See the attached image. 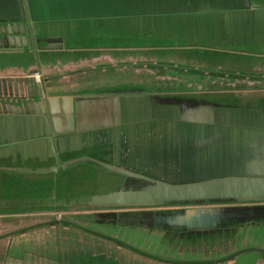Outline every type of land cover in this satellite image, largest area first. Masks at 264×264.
Wrapping results in <instances>:
<instances>
[{
	"label": "rangeland",
	"instance_id": "rangeland-1",
	"mask_svg": "<svg viewBox=\"0 0 264 264\" xmlns=\"http://www.w3.org/2000/svg\"><path fill=\"white\" fill-rule=\"evenodd\" d=\"M251 1L257 5H264V0ZM70 2V0H49L48 3L66 10ZM85 3L89 5L90 0H86ZM208 13L202 11L188 13L161 11L155 15H143V17L154 18L148 19V28H140L133 32L128 29L130 23H133L127 19L130 16H122L119 18V23L116 21L114 25L117 31L120 27L118 36L111 41L104 40L102 53L104 58L96 60V62H92L85 55L79 53V49H75L80 48V42L76 41L74 46L71 42L61 46V43L65 41L62 42L59 35H63L66 30L65 28L53 30L55 29L53 27L51 34L57 35L58 38L52 36L51 43H48L47 40L41 42L39 46L43 48L46 46L44 50L36 52L27 50L0 51V78L4 80L8 79L7 76L11 74L46 72L50 69L49 73H44L45 86L48 87L51 84L49 81L56 80L58 83L55 84L57 88L55 93H68L81 97H98L106 94L124 96L121 99L124 107L120 110L122 121L126 124L172 115L173 112H166V109L169 108L168 105H175V102L179 100H187L192 103L211 102L213 95L209 92L213 87L204 82L206 73H209L208 75H211L213 80L227 76L231 83H234L235 80L242 83L244 82L242 79H255L262 82L256 83L257 85H263L264 26L256 24L253 18H248L246 25L241 27H237L232 21L228 25H232L233 28L220 24L217 29L209 30L208 24L210 25L211 20L214 19ZM89 14H91L90 11ZM51 15L53 14L51 13ZM51 15L49 16L52 17ZM56 15L64 16L69 13L68 11H58ZM64 22L60 24L64 25ZM68 27L67 25L66 28ZM130 59L143 61L133 62ZM235 75H239V77ZM37 88L39 87L37 86ZM233 88L242 89L239 85ZM229 95L232 99L233 92L231 91ZM155 101L160 105H157ZM8 102L0 98V110L6 109ZM17 102L20 104L19 99ZM233 103L245 107L250 106V108H245L248 112L247 116H244L245 120L250 117L251 111L255 108H264L263 97L254 100L233 99ZM22 104V107L26 106V102H22ZM151 104L154 105V108ZM237 109L242 111L240 108ZM241 121L243 120L241 119ZM21 147L25 148L26 145H21ZM113 147L115 148V146ZM110 148L111 144H90L83 148L80 147L76 151L60 155V157L64 159L69 157L72 159L71 161L77 159L99 160L100 157L104 161L110 162L111 159L108 158L110 155L105 157L102 153V150L110 151ZM8 151L12 152L14 148H0V193L4 191L7 196H13L9 192L11 187L22 188L23 191L34 185L38 188L39 185L34 181L54 177L53 182L57 186H61L62 182L68 185L72 196L86 198L110 191L107 183H122L127 178L119 174L109 175L105 169L89 162H82L64 171L59 170L54 175H51L50 172L41 174L38 173L41 168L53 164L50 158L41 160L37 157L15 156L12 160L5 155L8 154ZM147 153L144 151L145 156ZM190 159L196 163V166L186 168L184 171L181 159L177 163H165L161 162V159L157 161L153 154L151 158H141L140 162L142 161L141 163L149 169L152 176L163 175L167 179L164 182L170 184L172 182L182 184L189 181H201L198 176L209 180L208 176L214 177L220 172L219 165H216L215 169L211 166L206 168L198 165L197 162L200 160L198 153H192ZM4 167H9L14 172L2 170ZM190 175L196 177L190 179L182 177ZM31 182L33 184H29ZM124 186L128 187L129 185ZM47 190L49 191V188ZM248 203L256 206L259 205L258 203L264 202ZM163 206L165 205H143L131 209L137 208L147 212L158 210ZM80 209L86 208L78 202L67 204L65 210L30 213L26 215L28 217H23L26 219L24 224L31 228L38 221L54 224L56 221L54 213H61L62 220L57 221L58 223H71L88 233L99 234L107 240L112 239L121 243L137 254L139 258L135 260V263L142 261L139 260L140 258H146L151 261L163 262L161 264H263L264 222L257 225L244 224L239 229L236 228V240L231 251L220 254L212 250L205 256L201 252L196 254L181 253L177 248H171L168 243H164V236L161 233L147 232L145 227L124 228V226H119L117 228L114 226L115 228H105L95 226L91 222H80L77 213L80 212L78 211ZM89 209L98 211L101 216L113 221L114 215L120 213L119 210L122 208ZM134 212V210H129L128 213ZM2 229L5 230L4 227ZM219 230L229 232L232 236V230L228 228H216V231L211 232L212 234L208 236L214 237L215 234L221 232ZM193 232L203 233V231L188 230L186 234ZM54 239V230L51 227H45L40 231L33 228L22 235L11 233L7 251L3 252V247L0 246V254L4 253L2 262L3 264H56ZM227 241L231 242L230 239ZM2 243H6V240L0 241V245ZM83 250V248H79V252H83ZM131 259L126 258L124 264H129Z\"/></svg>",
	"mask_w": 264,
	"mask_h": 264
},
{
	"label": "flooded vegetation",
	"instance_id": "flooded-vegetation-1",
	"mask_svg": "<svg viewBox=\"0 0 264 264\" xmlns=\"http://www.w3.org/2000/svg\"><path fill=\"white\" fill-rule=\"evenodd\" d=\"M10 1L13 4L16 2V0H0V3L6 4ZM209 103H192L187 100H179L175 105H168L169 108L166 109V112H173L172 115L149 118L139 123L126 124L123 123L121 117L119 125H115L113 128L105 131L101 130L97 135L85 133L70 136L66 139L60 151L55 150V154H53L52 151L48 153L46 150L43 153L48 158H52L54 161H58V164H61L72 159L69 157L64 159L60 155L76 151L78 148L90 144L108 145L106 139L109 138L111 143L114 142L116 145L113 150L114 156H111L110 162H106L100 157L99 160L95 159V161L113 164L112 166L128 171L137 177L144 176L163 182L167 180L163 175L152 176L149 169L141 163L142 161L140 162L141 158H151L153 154L157 161L161 159V162L165 163H177L181 159L180 162H182L181 166L184 171L186 168L196 166V163H193L190 159V155L198 153L201 161L199 160L197 164L201 167L211 166L215 169L216 165H219L218 170L220 172L214 177L208 176L207 179L242 174L241 165L251 158L250 155L255 152V148L259 149L264 143V119L261 116V111L259 109L252 110L250 117L245 120L243 115L247 116L248 112L245 110L247 107L239 111L236 107L219 106L215 109V112L210 113L211 109L208 110L207 108ZM156 104L160 105L159 103ZM151 106L154 108L153 104ZM122 107L124 105L121 102L120 109ZM197 109L204 110L201 118H197L195 114ZM241 119L243 121L240 122ZM144 151L148 152L146 156ZM103 152H106V150ZM18 154L17 152L16 155ZM114 175L117 174L112 176ZM193 176L195 175L186 177ZM126 177L122 183H107L106 185L109 186L110 191L117 190L126 184L132 189H139L144 185V181L137 177ZM199 178L201 181L205 180L203 176ZM172 184L175 183L172 182ZM183 204L191 206H184ZM258 204L255 206L248 202H185L166 203L158 210L147 212L137 208H122L119 211L129 212V210H134V213H138V216H136L138 225L143 224L147 228V232H162L164 236L166 233L182 234L188 230L185 226L159 225L156 223L157 218L180 216L192 209H199L201 212L214 209L219 210V215L230 217L228 220L218 222L216 228L239 229L244 224L257 223L261 217L264 218V209L257 208L263 207L264 203Z\"/></svg>",
	"mask_w": 264,
	"mask_h": 264
},
{
	"label": "water",
	"instance_id": "water-1",
	"mask_svg": "<svg viewBox=\"0 0 264 264\" xmlns=\"http://www.w3.org/2000/svg\"><path fill=\"white\" fill-rule=\"evenodd\" d=\"M16 3L19 8L20 19L18 21H0V51L22 50L28 47L29 43L31 45L28 49L35 51L36 40L34 38L36 30L34 29L35 22L33 21L31 0H16ZM258 8L257 4L252 3L251 0H241V10ZM41 94L42 98L40 99V90L37 88L34 76H29L25 80L22 78L0 79V98L9 101L6 109L0 110V115L14 113L18 116L37 117L39 120L31 123L32 130L36 133L43 130L42 136L0 143V148L33 142H47L51 151L55 154V150L60 151L61 145L68 137L99 129H79L74 117H71L75 104L83 101V98L78 99L67 96L60 99L59 97H48L43 88H41ZM105 97L110 96L92 98ZM115 97L120 99L121 96L116 95ZM12 99L26 102V106L15 109L10 104ZM62 113H69L70 115L62 120L59 117ZM199 116L197 118L202 117V115ZM31 127L29 124L26 129L29 130ZM254 151L250 155L251 158L241 165L242 174L182 184H170L144 176L137 177L110 164L86 159H77L61 164L55 161L57 166L38 172L57 173L59 170L64 171L82 162H89L109 173L132 178L137 177L144 181V185L139 189L121 186L117 190L83 198L79 203L85 208H132L143 205L185 202H264V143L259 149L255 148ZM257 208L264 209V206ZM218 211L209 209L201 212L199 209H192L180 216L157 218L156 223L163 226H185L189 231L203 230V232H211L216 229L218 222L230 219V217L219 215Z\"/></svg>",
	"mask_w": 264,
	"mask_h": 264
},
{
	"label": "trees",
	"instance_id": "trees-1",
	"mask_svg": "<svg viewBox=\"0 0 264 264\" xmlns=\"http://www.w3.org/2000/svg\"><path fill=\"white\" fill-rule=\"evenodd\" d=\"M85 2L86 0H81L83 7L89 6V8H87L88 14L90 6L92 7L93 4L97 6L102 4V12L104 16L118 17L154 15L161 13V11H175L180 13L202 11L208 13L213 10L238 9L241 6V0H90L89 5ZM19 19L20 12L16 2L14 4L12 1L6 4H3V2L0 3V21H16ZM37 120L39 119H36V121ZM36 121H32L31 123ZM31 123L28 122L27 126ZM22 125H24V127H21ZM22 125H13L10 123L8 126L9 130L5 133H9V137L11 138H18L15 140L31 139L43 135V130L36 133V131L32 129L27 130L26 124ZM110 128H101L87 133L97 135L99 134V131H105ZM30 130L35 133L32 131L30 132ZM64 143L62 145H64ZM38 144L41 148H44V142H38ZM106 144H111L110 151L103 152L104 150H102V153L107 157L110 155L108 158H111L113 150L115 149L113 146L116 145L114 142L111 143V139L109 138L106 139ZM121 146L123 145L121 144ZM51 160L55 165V161L52 158ZM53 164L41 168V170L51 169L54 167ZM4 170L6 171V169ZM9 171L14 172L11 168H8L7 172ZM38 173L44 174L45 172ZM51 175H54V173ZM182 177L185 178L186 176ZM194 177L196 176L187 179ZM53 178L48 177L43 180L34 181V183L39 185L38 188L34 185L32 188L29 187V189L26 188L23 191L22 188L11 187L9 192L10 194H13V196L5 195L4 191L0 193V241L2 242L6 240V243L0 245L3 247V252L7 251L11 233L22 235L25 232L33 230V228L40 231L45 227H51L54 230L56 264H124L126 258H132L129 264L163 263L151 261L146 258H140L139 260L142 261L135 263V260L139 257H137V254H135L130 248L123 246L121 243L113 241L112 239L107 240L99 234L88 233L86 230L79 226L72 225L71 223H58L55 221L54 224H52L51 222L38 221L33 224L32 228L28 227L29 225L24 224V220H26L24 218L28 217L26 216L27 214H37L49 210H65L67 204L78 203L82 200V197H75L70 194L72 192L67 184L62 182L61 186H57L56 183L53 182ZM29 184H33V182ZM47 188H49V191ZM78 211H80L77 212L79 214L80 222H91L93 225L105 228H112L114 226L112 221L101 216L98 211L89 208L80 209ZM136 216H138V213L120 212L117 214L115 222L118 226L145 227L143 224L138 225L136 223ZM261 222H264L263 217H261L257 223H250L249 225H257ZM2 227L5 228L4 231ZM228 229L232 230V236L229 232L219 230L221 232L215 234L214 237H209L208 235H211V232L216 231V229L211 232H199L197 234L195 232H193L195 234L166 233L164 235V243H168L171 248H177L181 253L191 252L196 254L197 252H201L206 256L213 250L220 254H224L233 249L236 240L237 229ZM228 239L231 240L230 243L227 241ZM79 248H83V252H79ZM3 255L4 253L0 254V264H3ZM262 260L264 264V258Z\"/></svg>",
	"mask_w": 264,
	"mask_h": 264
},
{
	"label": "crops",
	"instance_id": "crops-1",
	"mask_svg": "<svg viewBox=\"0 0 264 264\" xmlns=\"http://www.w3.org/2000/svg\"><path fill=\"white\" fill-rule=\"evenodd\" d=\"M70 1L71 2L69 3V6L65 10V8L63 7L60 6L56 7L55 5L49 4L48 3L49 0H31V10L33 15V21L35 22L34 29L36 30V36L34 38L36 40L35 43L36 45L34 47L36 48V50L33 51L31 49H28L31 43L28 44V47L22 50H27L31 52H36L37 50H44L46 46L44 48L40 47L39 45H41V42L48 40V43H51V40L54 36H55L54 38H58L57 35L51 34V30H52L51 28L55 27V29L53 30H62L63 28H65L66 30L63 35H59L60 39H62V42L65 41L61 43V46L62 44H69L70 42L74 46L75 42L77 41L80 42V46H79L80 48H75V49H79V53L85 55L86 58L90 59L92 62H96V60L104 58V55L102 54L104 50L103 42L104 40L111 41L118 36V33L120 32V27H118V31H117L114 25L116 24V21H118L119 23L120 20L119 18L121 17L104 16L102 12V4H99L98 6L93 4L92 7L90 6L91 14H88L87 8H89V6L83 7L81 0H70ZM257 6L259 7L258 9H251V10H241L240 8H238V9H222V10L209 11L208 14H210L211 18L214 20H211L210 25L208 24V28L209 30L217 29L220 24L221 26L225 24L226 26L233 28L232 25H228L232 21L235 22L237 27H241L243 25H246L248 18H253L256 24L260 26H264V5L259 4ZM58 11H68L69 15H64V16L56 15ZM51 13L53 15H51ZM49 15H51L52 17H50ZM150 18H154V17H143V16L127 17V19L130 20V22H133L130 23L131 25L128 27V29L133 32L136 30L138 31V29L140 28H145V27L148 28L147 23H149L148 19ZM146 19L147 21H144ZM62 22H64L65 24L64 25L60 24ZM67 25L69 26L68 28H66ZM112 51H116V50H112ZM130 61L136 62L143 60L130 59ZM49 71L50 69L46 70V72L33 71L32 73H28V74L26 73L21 75L11 74L7 77H9L8 79L22 78L23 80H25V78L29 76H34L36 85L39 87L38 89L40 90V96H39L40 99L42 98L41 88L45 89V94L48 97H59L60 99L62 97H67V96L75 97L78 99L83 98V101L81 102L79 101L75 104L74 111L71 114V117H74V121L79 129H83V130H90L96 128L101 129V128H110L115 125H119V123L121 122L120 104H121V99L124 96H121L120 99H117L115 97L116 95L106 94L103 96H110V97L92 98L90 96L81 97L80 95H72L68 93H55V90L57 89L55 87V84L58 83L56 80L53 79L49 81V83L51 84L48 87L45 86L44 73H49ZM208 74L209 73H206V75L204 76L205 79L204 82H207L210 87H213L212 91L209 92V94L213 95V100L207 106L208 110L211 109L210 113L215 112V109H217V107L219 106L220 107L230 106L240 109H243L245 107L243 105L234 104L233 99L254 100L258 97L264 98V84L257 85L256 83H262L259 82L258 80L242 79L244 80V82L242 83L239 82L238 80H235L234 82L235 84H234L229 81L230 78H228L227 76L220 77L217 80L215 79L213 80L211 75ZM235 76L239 77V75H235ZM54 81L56 82L54 83ZM236 85L241 86L242 89L241 90L234 89L233 87H235ZM231 91L233 92L232 99L231 96L229 95ZM98 97H102V96H98ZM39 98L37 99V101L39 100ZM10 102H11L10 103L11 106L15 107V109H18L23 105L22 102H20L19 104V102H17V100L14 99H12ZM61 102L62 101L60 100V103ZM246 107H250V106H246ZM258 109L259 111H261L262 114L261 116L264 119V108L261 107V109L260 108ZM203 112H204L203 109H199L195 111V114L197 115V117H200L199 115H202ZM59 117L62 118V114H60ZM66 117H69V115ZM36 119L37 117L18 116L14 113L10 115L1 114L0 143L17 141L15 139L18 138H11L9 137L10 136L9 133H5L6 131L9 130L8 126L10 123L13 125L26 124L27 126L28 122L31 123L32 121H36ZM21 127H24V125H22ZM14 129L17 130L16 128ZM31 131L32 130H30V132ZM32 132L35 133L34 131ZM23 145H26V147L22 148L21 145L11 146V148H14V151L12 152L8 151V154H5L6 157L12 160L14 159L15 156L17 157L21 156L22 158L37 157L38 159L41 160L49 159L48 156H46V154L43 153L46 150H47L46 152L48 153L51 151L50 145L47 142L46 143L44 142L43 144L44 148H41L38 142L22 144V146ZM17 152L19 153L18 155H16ZM55 166H57V163H55L54 167ZM8 168L9 167H4L2 168V170L6 169L7 171ZM116 217L117 215L113 217L114 220L112 222L113 225L118 228L119 226H117V223L115 222ZM125 227L128 228L127 226H124V228ZM161 234L163 236L162 232Z\"/></svg>",
	"mask_w": 264,
	"mask_h": 264
},
{
	"label": "built area",
	"instance_id": "built-area-1",
	"mask_svg": "<svg viewBox=\"0 0 264 264\" xmlns=\"http://www.w3.org/2000/svg\"><path fill=\"white\" fill-rule=\"evenodd\" d=\"M54 219H55L56 221H61V220H62V215H61V213H58V212L54 213Z\"/></svg>",
	"mask_w": 264,
	"mask_h": 264
},
{
	"label": "bare ground",
	"instance_id": "bare-ground-1",
	"mask_svg": "<svg viewBox=\"0 0 264 264\" xmlns=\"http://www.w3.org/2000/svg\"><path fill=\"white\" fill-rule=\"evenodd\" d=\"M66 115H70L69 113H62V118L64 119Z\"/></svg>",
	"mask_w": 264,
	"mask_h": 264
}]
</instances>
